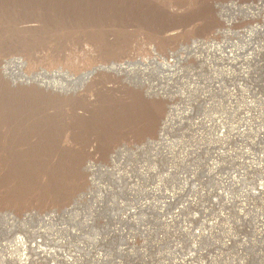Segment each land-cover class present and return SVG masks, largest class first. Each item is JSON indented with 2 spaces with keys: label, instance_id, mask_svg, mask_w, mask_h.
<instances>
[{
  "label": "rangeland",
  "instance_id": "1",
  "mask_svg": "<svg viewBox=\"0 0 264 264\" xmlns=\"http://www.w3.org/2000/svg\"><path fill=\"white\" fill-rule=\"evenodd\" d=\"M263 186L264 0H0V264H264Z\"/></svg>",
  "mask_w": 264,
  "mask_h": 264
},
{
  "label": "bare ground",
  "instance_id": "2",
  "mask_svg": "<svg viewBox=\"0 0 264 264\" xmlns=\"http://www.w3.org/2000/svg\"><path fill=\"white\" fill-rule=\"evenodd\" d=\"M57 2H59L60 4H66L67 2H77L78 0H56ZM80 2V1H79ZM69 4V3H68ZM69 7V6H68ZM241 77V76H240ZM246 78V77H244ZM262 186V185H261ZM264 187V186H263Z\"/></svg>",
  "mask_w": 264,
  "mask_h": 264
}]
</instances>
